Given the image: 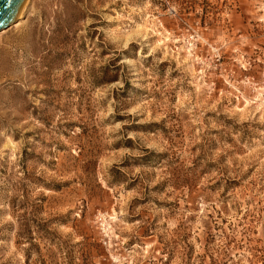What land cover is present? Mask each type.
<instances>
[{
    "label": "rangeland",
    "instance_id": "obj_1",
    "mask_svg": "<svg viewBox=\"0 0 264 264\" xmlns=\"http://www.w3.org/2000/svg\"><path fill=\"white\" fill-rule=\"evenodd\" d=\"M0 35V264H264V0H31Z\"/></svg>",
    "mask_w": 264,
    "mask_h": 264
},
{
    "label": "water",
    "instance_id": "obj_2",
    "mask_svg": "<svg viewBox=\"0 0 264 264\" xmlns=\"http://www.w3.org/2000/svg\"><path fill=\"white\" fill-rule=\"evenodd\" d=\"M23 3L24 0H0V32L19 20Z\"/></svg>",
    "mask_w": 264,
    "mask_h": 264
},
{
    "label": "bare ground",
    "instance_id": "obj_3",
    "mask_svg": "<svg viewBox=\"0 0 264 264\" xmlns=\"http://www.w3.org/2000/svg\"><path fill=\"white\" fill-rule=\"evenodd\" d=\"M31 0H24V3H23V6H22V9H21V12H20V16H19V20L18 21H20L23 17H24V15H25V10H26V8L28 7V5H29V2H30ZM16 24V23H15ZM13 26V25H12ZM11 26V27H12ZM6 31H2V32H0V35L1 34H3V33H5Z\"/></svg>",
    "mask_w": 264,
    "mask_h": 264
}]
</instances>
